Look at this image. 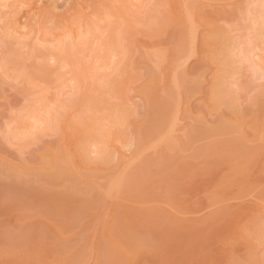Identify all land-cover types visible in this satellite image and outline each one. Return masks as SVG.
<instances>
[{
	"label": "rangeland",
	"instance_id": "374dc122",
	"mask_svg": "<svg viewBox=\"0 0 264 264\" xmlns=\"http://www.w3.org/2000/svg\"><path fill=\"white\" fill-rule=\"evenodd\" d=\"M0 264H264V0H0Z\"/></svg>",
	"mask_w": 264,
	"mask_h": 264
},
{
	"label": "bare ground",
	"instance_id": "6f19581e",
	"mask_svg": "<svg viewBox=\"0 0 264 264\" xmlns=\"http://www.w3.org/2000/svg\"><path fill=\"white\" fill-rule=\"evenodd\" d=\"M105 151V150H104Z\"/></svg>",
	"mask_w": 264,
	"mask_h": 264
}]
</instances>
